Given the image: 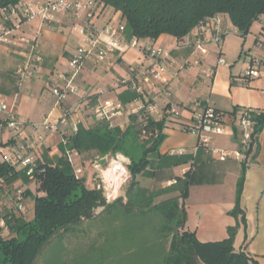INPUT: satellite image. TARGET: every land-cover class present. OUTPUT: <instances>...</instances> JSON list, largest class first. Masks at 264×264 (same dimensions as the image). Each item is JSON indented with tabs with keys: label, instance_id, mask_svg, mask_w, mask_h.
Listing matches in <instances>:
<instances>
[{
	"label": "crops",
	"instance_id": "obj_1",
	"mask_svg": "<svg viewBox=\"0 0 264 264\" xmlns=\"http://www.w3.org/2000/svg\"><path fill=\"white\" fill-rule=\"evenodd\" d=\"M20 2L27 1L20 0ZM115 12L121 16L119 11ZM102 15L97 20L101 26L111 19L116 21L118 17L115 15L114 18H108ZM6 16L9 19H6ZM220 18L230 30L223 35L219 44L209 41L206 45L208 49L206 54L196 50L193 45L182 47L185 37L178 39L164 34L154 42L139 39L142 45L130 48L123 55H112L110 65L90 57L85 61L74 81L77 91L70 93L58 106L52 88L67 84L71 76V57L82 41L80 39L78 42V33L73 29V20L62 13L58 17L56 14L54 21L49 23L39 16L27 19L0 9V29L2 28L0 30V106L2 102L8 105L16 102L17 115L26 123L27 134L33 132V123H41L46 118L57 120L63 110L71 109L72 113V109L77 108V112L71 114L66 124H60L57 131L44 134L45 138L38 154L43 162L54 164L57 158L64 155L60 149L63 132L73 134L71 128L73 121H77L85 128H97L105 124L118 126L123 130L128 127L131 114L124 112L113 117L110 123L99 122L92 108L99 100L108 98L118 100L128 108L135 104L132 101L134 94L121 87L119 80L128 74L130 66L146 63V55L142 48L145 44L152 43L163 47L169 53L166 64L171 95L167 98L169 102L166 106H170L176 98L180 99L181 104L188 110L195 101H200L202 105L213 106L224 112L246 106L262 111L264 110V64L259 77L249 78L243 72L236 70V62L229 63L227 60V57L232 58L237 53L239 56L245 53L250 57L249 62L252 57H264V50L256 46L258 45L256 34L260 31V23L254 22L249 33L242 38L227 19H223L221 15ZM197 32L198 28L190 33L193 39ZM249 35L254 36L251 42ZM121 37L128 42L132 35L126 28ZM36 41L41 61L34 62L37 70L31 76H22L18 69L32 55ZM252 48H256L255 54H251ZM220 57L225 59L226 64H218ZM97 65L110 69L112 78L108 80L107 87H100L93 92L91 87L98 83L93 77ZM149 97L156 102V94L153 90ZM167 110L166 112L160 110L159 113L153 114V117L158 120L167 113ZM1 116H5V113ZM186 123H183V128ZM37 130L43 133L41 128ZM183 132L192 136L191 143L182 147L168 146L164 150L158 147L156 150L158 159L149 163L143 173L135 177L134 185L131 179L130 190H121L119 185L115 189L116 198L108 200V204L102 207L98 215H95V217L100 216V220L94 226L100 227L101 244L105 246L106 255L109 259H113L124 258L125 254H135L138 245L143 241L148 243L146 247H153V242L147 239L150 236L157 237L159 230L154 232L148 227L146 229L142 227L141 216H145L146 213L138 208L151 200L152 205H157L178 198L185 212V223L181 231L194 232L201 242H215L228 237L229 227L237 226L235 249L240 250L245 245V251L252 258L251 264H264V126L257 135V142L244 171L241 208L246 215V224L239 222L240 216L231 213L236 205L238 182L243 174L242 162L235 157L221 161L217 155L203 148L195 149L198 144L196 135L185 130ZM214 144L222 148H237L236 138L229 132L215 136ZM14 145V134L7 128L2 129L1 154L14 151ZM180 148H185L186 152L174 153ZM85 163L86 161L83 160V168ZM187 172L189 173L188 196L182 198L180 188L173 181L179 177L183 178ZM25 178L29 180L28 177ZM159 179L161 183L158 185ZM25 195L27 197V193ZM129 197L134 208L128 206ZM29 210L28 206L25 214L28 220L32 219L29 218ZM154 214L161 219L158 213L154 212Z\"/></svg>",
	"mask_w": 264,
	"mask_h": 264
},
{
	"label": "trees",
	"instance_id": "obj_2",
	"mask_svg": "<svg viewBox=\"0 0 264 264\" xmlns=\"http://www.w3.org/2000/svg\"><path fill=\"white\" fill-rule=\"evenodd\" d=\"M98 1L104 9L112 8L121 13L132 36L153 42L164 34L182 39L198 28L205 19L222 14L229 16L232 26L243 36L249 33L254 22H259L257 43L260 39L259 33L264 30V0ZM19 2L20 0H0V9L8 11ZM168 106H165V110ZM238 109L240 108L235 107L231 112ZM165 120L166 114L157 120L153 114L139 113L130 115L131 122L125 130L109 124L97 128L79 125L78 130L69 136L67 146L82 153L91 149L107 150L113 145L125 147L136 144L143 149V155L129 165L135 178L147 168L150 162L147 154L156 151L160 146ZM255 120V132L258 135L264 126V110L255 116ZM144 127L149 132H158L151 137L152 143L146 147L139 142L140 132ZM256 142L257 137L254 145ZM60 149L64 154L66 145L61 143ZM253 150L254 147L248 155ZM242 166L243 174L238 182L236 205L231 213L240 216L239 222L246 224V215L241 208V194L247 160L242 161ZM1 174L12 180L19 171L0 160ZM188 177L187 172L183 178L176 179L182 198L188 196ZM35 181L38 192L34 197L33 218L26 220L25 215L8 218V228L14 233H7L6 236L3 235L6 231L0 229V264H43L45 260H49L46 258L55 241L60 243L66 236L88 233L100 220V216L93 215V209L97 201L101 204L106 202L105 196L98 189L89 188L82 177H76L73 167L64 155L57 158L54 164L41 161ZM128 206L134 208L130 197ZM149 207L161 216L162 223L158 230L164 243L162 251L148 246L139 254L136 251L135 254H125L124 258L109 259L103 246V253L96 262L87 257V264H251L252 258L245 251V245L240 250L234 247L237 226L228 228V237L224 240L201 242L194 232L180 230L184 227L185 212L178 198L157 205H152L151 200L147 204H141L138 209L146 211ZM82 218L85 220L81 221ZM138 249L140 248L136 250Z\"/></svg>",
	"mask_w": 264,
	"mask_h": 264
},
{
	"label": "built area",
	"instance_id": "obj_3",
	"mask_svg": "<svg viewBox=\"0 0 264 264\" xmlns=\"http://www.w3.org/2000/svg\"><path fill=\"white\" fill-rule=\"evenodd\" d=\"M107 8H103L98 0H44L36 5L30 2H19L8 10L17 17L33 19L41 17L46 22H52L62 13L73 20V29L83 38L76 53L71 57V76L65 86H54L52 93L56 97V105H61L70 93L77 91L74 84L75 79L87 59L94 57L98 62L110 65V57L114 54L123 55L130 48L139 45V39L132 36L126 42L122 39V34L126 30L125 24L110 20L104 25H99L97 20ZM7 11V10H5ZM9 19L8 16L5 17ZM2 29V28H1ZM0 29V30H1ZM229 27L225 26L220 16L209 17L200 23L198 32L194 34V39L189 33L183 40L182 47L193 45L196 50L203 54L208 52L206 45L209 41L219 44L223 35L229 32ZM260 47L264 50V30L259 33ZM146 55V63L137 66H130L128 74L119 80L121 87H125L134 94L132 107H127L122 102L112 98L99 100L92 108L95 118L103 122H111L112 118L128 114L144 113L151 115L160 112V106L151 100L149 94L151 90H159L167 97L171 95L170 78L166 60L169 53L161 46L149 43L143 46ZM41 61L38 52V42L33 46V53L29 56L25 64L18 69L22 76H31L37 70L34 62ZM218 64L224 65V58L218 59ZM264 57H252L245 75L249 78L261 75ZM156 94V93H155ZM189 110L192 113L191 122L184 125V130L196 134L198 144L195 149L203 148L207 152L218 156L219 160L225 161L230 157L242 161L248 160V152L253 149L255 138V116L260 114V110L253 107H241L238 111L224 112L209 105H202L200 101H195ZM5 113V116H1ZM71 116V109L63 110L57 120L46 118L41 123H33V132H25L26 123L17 115L16 102L8 105L4 102L0 106V131L9 129L14 134L15 150L4 152L0 155V160L9 167L22 171L30 179H36V172L39 163L42 161L39 156V148L43 144L45 133L57 131L60 124H66ZM79 123L73 121L71 128L73 133L78 130ZM38 128L43 133L38 132ZM236 131V133H235ZM229 132L236 137L237 148L228 149L217 147L214 144V137ZM157 130L148 131L145 127L140 132V138H151L157 135ZM69 134L63 132L62 143L66 145L64 157L71 164L76 177H82L83 166L80 161V152L74 148H69ZM185 148H180L174 153L184 154ZM116 169L124 170L122 163H117ZM19 175V174H18ZM16 175L14 178H16ZM176 183V180L173 181ZM25 191L21 186H17L14 180L8 179L5 175H0V229L7 231V219L20 217L27 213Z\"/></svg>",
	"mask_w": 264,
	"mask_h": 264
},
{
	"label": "rangeland",
	"instance_id": "obj_4",
	"mask_svg": "<svg viewBox=\"0 0 264 264\" xmlns=\"http://www.w3.org/2000/svg\"><path fill=\"white\" fill-rule=\"evenodd\" d=\"M34 5L37 2H42L44 0H26ZM118 17H116V16ZM103 16L116 17V21L125 23V19H123L120 14L115 12L112 8H108L104 11ZM223 19H227L228 23L232 25L231 20L227 14L221 15ZM255 25V24H254ZM235 30L236 28L233 27ZM237 32V31H236ZM239 33V32H238ZM243 38L244 36L241 35ZM251 42L254 38L253 35H249ZM78 42L83 37L80 34H77ZM139 45H142V41H139ZM257 47L259 46L256 45ZM251 54H255L256 48H252L250 51ZM249 56L245 53H242L239 56L237 53L234 57L229 58L227 60L229 63L236 62V70L238 72L246 73L247 66L249 63ZM185 71V70H184ZM97 80V84L91 87V91L96 92V90L100 87L105 88L108 85V80L112 78V71L110 69H106L101 65H97L95 67V73L93 76ZM159 90H156V103L160 106L161 110H165V106L168 104V97L162 93H158ZM77 112V108L72 109V115ZM166 112V110H165ZM192 113L190 110L186 109L182 104L180 99H173V102L169 106L167 113H166V120L165 124L162 129L163 139L160 144V150L166 149L168 146L171 147H182L188 145L193 141L191 135L184 133L183 123L184 122H191ZM93 120V119H92ZM94 121H96L94 119ZM97 122V121H96ZM100 122V121H99ZM103 122V121H101ZM186 131V130H185ZM196 135V134H195ZM197 137V135H196ZM198 138V137H197ZM139 142L143 144L145 147L149 146L152 143L151 138H140ZM1 154V151H0ZM143 155V149L136 144L127 145L125 147L121 146H111V148L107 150H98V149H91L86 152L80 153V161L82 163L83 160L86 161L83 168V175L82 178L85 181V184L89 188H96L98 189L104 196L106 202L101 204L99 201L96 202V205L93 209V215H98L102 207L108 204V200L116 198L117 187L120 185V189H128L130 190V183L131 179L135 180L133 175L130 172L129 165L138 161L139 158ZM125 159H124V158ZM158 152L152 151L147 154V158L151 160L149 163L151 164L152 161L158 159ZM124 159V160H123ZM116 161H121L123 164L124 170L116 169ZM115 163V165H114ZM21 170L19 176L16 177L15 183L17 186H21L25 193H27L26 197V204L30 207L28 212L29 218H33L34 215V195H37V187L38 184L34 179H30L27 181L25 177H28L24 171H22V167H19ZM143 172L139 173L142 174ZM25 176H24V175ZM160 179L157 181L159 185ZM135 182L132 181V185ZM120 190V191H121ZM122 199V198H121ZM144 211L146 214L145 216H141V223L142 227L146 229L147 227L156 232L159 229L161 219L154 214V211L151 207L145 209ZM25 219L28 220V216L25 215ZM85 220L82 218L81 221ZM100 227L93 226L90 228L88 233L79 234V235H69L64 238V240L60 243L54 242L53 248L48 254L49 260H45L43 264H87V257L90 260L96 262V259L103 253V246L101 244L102 239L100 235ZM7 233H14L10 229L3 233L4 236ZM146 240V239H145ZM149 242H153L152 246L154 249H158L162 251L164 243L162 242V238L158 233V236L152 238L150 236L147 239ZM148 243L143 241L138 245L140 249L137 250V254L143 250ZM90 262V261H89ZM99 261H97L98 263Z\"/></svg>",
	"mask_w": 264,
	"mask_h": 264
}]
</instances>
